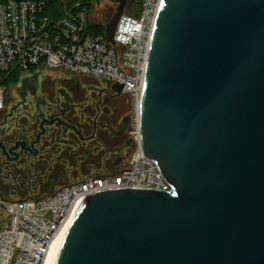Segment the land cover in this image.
<instances>
[{
  "label": "water",
  "instance_id": "95a60500",
  "mask_svg": "<svg viewBox=\"0 0 264 264\" xmlns=\"http://www.w3.org/2000/svg\"><path fill=\"white\" fill-rule=\"evenodd\" d=\"M141 131L173 190L86 195L55 264H264V0L161 1Z\"/></svg>",
  "mask_w": 264,
  "mask_h": 264
},
{
  "label": "built area",
  "instance_id": "2783aa9c",
  "mask_svg": "<svg viewBox=\"0 0 264 264\" xmlns=\"http://www.w3.org/2000/svg\"><path fill=\"white\" fill-rule=\"evenodd\" d=\"M0 0V72H20L22 79L41 70L73 74L121 84L133 106L127 130L129 150L116 170L101 168L42 198L4 200L8 215L0 225V264H45L51 246L76 215L86 195L105 189L139 187L173 190L157 161L144 153L141 99L152 35L162 0H143L138 15L124 13L114 39L96 32L88 0ZM9 88L0 84V111ZM124 162V164H123Z\"/></svg>",
  "mask_w": 264,
  "mask_h": 264
},
{
  "label": "flooded vegetation",
  "instance_id": "af4514ba",
  "mask_svg": "<svg viewBox=\"0 0 264 264\" xmlns=\"http://www.w3.org/2000/svg\"><path fill=\"white\" fill-rule=\"evenodd\" d=\"M114 5L117 11L118 3L107 4V22ZM39 74L10 87L0 111L4 200L42 198L101 168L116 170L129 146L130 118L121 113L128 93L104 80L82 89Z\"/></svg>",
  "mask_w": 264,
  "mask_h": 264
},
{
  "label": "rangeland",
  "instance_id": "374dc122",
  "mask_svg": "<svg viewBox=\"0 0 264 264\" xmlns=\"http://www.w3.org/2000/svg\"><path fill=\"white\" fill-rule=\"evenodd\" d=\"M142 0H129L124 13L127 14H133L136 12L137 7L140 5ZM110 3V0H93V10H92V18L95 22H107L106 19V13L108 12L107 4ZM115 10L112 11V15L115 14L116 12V5H114ZM40 74L41 79L47 77L48 79H52L54 81H60L62 82H67L69 86L71 87H79V88H84L88 84H93V83H99L101 79L99 78H92L84 75H79V74H73L65 70H41L38 71ZM36 72V73H38ZM34 72V74H36ZM34 74H29L28 76H33ZM22 80V76L17 80V82L8 84V88L12 87L13 85H16L17 83ZM11 89V88H10ZM81 89V90H82ZM10 92V91H9ZM122 100V99H121ZM121 100L119 101H114L113 105H119L121 104ZM133 106V99L130 94L124 97V106H122L121 113L124 115V118L127 115H130L131 109ZM130 126V124H129ZM128 138V136H127ZM129 148L127 147L126 151H128ZM124 164V162H123ZM84 174H81L80 178ZM8 221V215L0 210V225H5Z\"/></svg>",
  "mask_w": 264,
  "mask_h": 264
},
{
  "label": "trees",
  "instance_id": "16d2710c",
  "mask_svg": "<svg viewBox=\"0 0 264 264\" xmlns=\"http://www.w3.org/2000/svg\"><path fill=\"white\" fill-rule=\"evenodd\" d=\"M73 0H55L54 1V5L53 8L57 11V12H62L65 2H67L68 4H71ZM89 4L93 3V0H88ZM143 1V0H142ZM141 1V3H142ZM141 3L140 5L137 7L136 12L133 13L132 15H138L140 8H141ZM91 9H93L91 7ZM92 11V10H91ZM105 23L107 24L108 22H95L92 25V28L94 31L96 32H105ZM21 77V73L20 72H13V73H4V72H0V84H6L8 86V84H12L17 82V80Z\"/></svg>",
  "mask_w": 264,
  "mask_h": 264
},
{
  "label": "bare ground",
  "instance_id": "6f19581e",
  "mask_svg": "<svg viewBox=\"0 0 264 264\" xmlns=\"http://www.w3.org/2000/svg\"><path fill=\"white\" fill-rule=\"evenodd\" d=\"M72 221H73V219L69 222V224H67V226L63 229V231L59 234V236L53 242L51 249L47 255V258L45 260V264H55L57 255L59 253L61 245L64 241V238L66 236V233H67Z\"/></svg>",
  "mask_w": 264,
  "mask_h": 264
}]
</instances>
